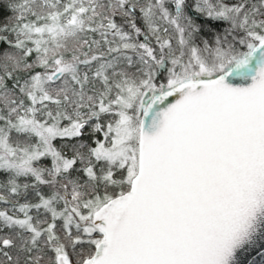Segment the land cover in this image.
Returning a JSON list of instances; mask_svg holds the SVG:
<instances>
[{
	"label": "snow or ice",
	"instance_id": "1",
	"mask_svg": "<svg viewBox=\"0 0 264 264\" xmlns=\"http://www.w3.org/2000/svg\"><path fill=\"white\" fill-rule=\"evenodd\" d=\"M0 3V264H264V0Z\"/></svg>",
	"mask_w": 264,
	"mask_h": 264
},
{
	"label": "trees",
	"instance_id": "2",
	"mask_svg": "<svg viewBox=\"0 0 264 264\" xmlns=\"http://www.w3.org/2000/svg\"><path fill=\"white\" fill-rule=\"evenodd\" d=\"M10 15L8 10L4 7L3 3H0V20ZM257 261V264H259V261L261 259L260 255L256 256L254 258Z\"/></svg>",
	"mask_w": 264,
	"mask_h": 264
},
{
	"label": "water",
	"instance_id": "3",
	"mask_svg": "<svg viewBox=\"0 0 264 264\" xmlns=\"http://www.w3.org/2000/svg\"><path fill=\"white\" fill-rule=\"evenodd\" d=\"M260 251L264 252V249H261ZM258 255H259V253H254L253 256L251 257V259H254Z\"/></svg>",
	"mask_w": 264,
	"mask_h": 264
}]
</instances>
